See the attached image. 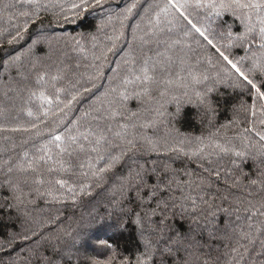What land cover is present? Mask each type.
<instances>
[{
	"label": "trees",
	"instance_id": "1",
	"mask_svg": "<svg viewBox=\"0 0 264 264\" xmlns=\"http://www.w3.org/2000/svg\"><path fill=\"white\" fill-rule=\"evenodd\" d=\"M20 1L0 0V206L51 240L0 220V264H264V0ZM35 176L61 225L23 207Z\"/></svg>",
	"mask_w": 264,
	"mask_h": 264
},
{
	"label": "rangeland",
	"instance_id": "2",
	"mask_svg": "<svg viewBox=\"0 0 264 264\" xmlns=\"http://www.w3.org/2000/svg\"><path fill=\"white\" fill-rule=\"evenodd\" d=\"M18 2H20V3H22L20 0H11V3H13V5H16ZM54 2L55 1H51L50 3H52V4H54ZM220 2H221V0H220ZM39 3V5L41 6V7H47L46 5H45V3L44 2H38ZM220 4V3H219ZM8 5V4H7ZM12 5V6H13ZM55 5H57V4H55ZM38 6V5H37ZM14 7V6H13ZM16 8V7H15ZM235 11H237V10H235ZM52 33H57V32H55V31H53ZM48 37L51 39V40H49V41H56V42H58V41H60V38H57L56 39V35L55 34H51V35H48ZM48 38V39H49ZM36 43V42H35ZM35 43H33V45H35ZM52 45V44H51ZM50 50H52V49H50ZM21 56H24V54H21ZM26 56V55H25ZM12 67V70H17L16 69V67H14V64L12 65V66H10V68ZM17 72V71H16ZM17 76L18 77H16V79H15V81H20V75L17 73ZM25 79H26V77H25ZM24 79V77L22 76V74H21V80H25ZM34 79H39L38 77L37 78H34ZM236 86H237V84H236ZM6 88V90H8V87H6V85H4L3 87H2V89H1V87H0V95H1V93H4V89ZM22 90V89H21ZM21 92V91H20ZM14 96V98H13V101L12 102H9L8 101V103H9V105L8 106H10L9 108L7 107V109L8 110H10V111H15L16 112V114H17V112H19V111H24V109H22L20 106H16V105H14V103L15 102H19L21 99H22V97L21 98H18L17 99V97L19 96V93H17V95H16V93L15 94H13ZM32 96H29V95H27L26 97H25V100H24V103L26 104L27 102H30V101H32V98H31ZM6 124H10V123H6ZM8 127H6L5 129L7 130L9 127H11L12 125H7ZM15 126V125H14ZM0 128H1V126H0ZM11 128H16V127H11ZM10 128V129H11ZM1 133H5V132H3V131H0V141H2V140H4V138L6 137V136H3ZM37 135H35V137H36ZM32 137L33 136H29V137H26V138H24L23 139V141H24V143H26V142H28V141H30L31 139H32ZM8 139V137L5 139V140H7ZM18 143H19V140H18V138H16L15 139ZM4 146H5V150H6V152H10V151H13L14 149H16L15 148V146H14V144H10V143H5V141H4ZM139 153V152H138ZM1 154V153H0ZM15 157V156H14ZM20 164H17V165H14L13 166V171H14V175H12V177L14 178L13 180H14V184L16 185V184H25L26 183V181H25V179L24 178H27V177H24V175L25 174H28V173H24L23 171H22V167H20L19 166ZM0 169H1V165H0ZM203 171H205V170H203ZM16 172V173H15ZM41 173V172H47V171H45V169L44 170H35V173ZM1 175H2V173H0V177H1ZM51 175V174H50ZM39 179H35L36 178V176L34 177V179H32V180H30L29 181V183L32 185V186H34L35 188H27V189H24V193H23V195L25 196V197H28V195L31 197V199H28V200H25L22 204H23V207L24 208H26L27 210L29 209V210H31V209H38L37 211L40 213V214H42V215H47L48 213H50V209H57L58 211H59V214L56 216V217H52L51 218V221L48 223V224H52V223H57L58 222V224L57 225H61V223L63 222V221H61V220H59L60 219V217H61V210H62V208H60L59 207V205H56L57 203L58 204H62L63 202L62 201H64V200H62V198H64L65 196H64V194L63 193H60V194H54V195H51V196H47V193H46V189H44V188H42L43 190L42 191H39V190H36V188H37V182L39 181V180H41L42 182H44V180L41 178V177H39V176H37ZM135 179V182H134V184L135 185H137L138 186V189L139 190H142V188H144L143 186H142V179L140 178V177H135L134 178ZM28 181V180H27ZM53 181H55V178H53ZM5 185H7V183H5V182H2V183H0V189H2V188H4V186ZM98 187V186H97ZM171 188V187H170ZM41 189V188H40ZM43 195H46L49 199L48 200H46V199H44L43 198ZM200 198V197H199ZM41 200H44V202L45 203H47L48 201H49V204H47V206L48 207H43V208H39V207H37L36 205H37V203L39 202V201H41ZM200 202H198L196 205H194V207L195 206H197L198 204H199ZM11 206V208H13V212H14V215L12 216V217H9V216H6V211H4L3 212V207L2 206H0V211H2V213L0 214V220H2V221H4L5 223L7 222V223H13L14 221H15V219H18V220H21V223H22V227L24 228V227H26L25 229H23V228H21V232H24V230H26V231H28V230H31V228L34 230H36V231H32L33 233H38V237H40L41 238V240H43L41 243H40V241L38 242V246L40 247V245L41 244H45V242H47V244L49 245V243H50V240H51V238H48V236H47V230H45L44 228V226H46V222H44V223H41L40 225H38L37 224V228L35 227L36 226V221H34L32 218L31 219H26L24 222H23V215H25V212H23L24 210H18V209H16V207L17 206H22L21 204L20 205H10ZM31 209H30V208ZM41 207V206H40ZM9 210V209H8ZM39 210H41V211H39ZM173 210H174V208H173ZM113 212H114V210H112ZM129 211L128 210H122V211H120V212H117V214H120L121 213V215H120V218L122 217V215H123V217H122V219L127 215V213H128ZM175 214H176V212H174ZM49 215V214H48ZM23 217V218H22ZM174 217H175V215H174ZM20 218V219H19ZM170 218L172 219V217L170 216ZM37 220V219H36ZM66 221H67V219H66ZM39 222V221H38ZM191 224V223H190ZM75 227H77L78 229H80V227H81V225L80 224H78V226H73V228H75ZM190 230H191V233L194 235V234H197V235H200V231H197L195 228H192V227H190ZM60 231V230H59ZM205 231H207V229H204L203 230V232H205ZM28 232H30V231H28ZM202 232V233H203ZM208 232V231H207ZM32 234V233H31ZM58 239H59V237L58 236H56ZM39 238V239H40ZM208 238H209V240H212V239H218V236H216L215 234H213V233H211V232H208ZM11 240H14V239H11ZM70 240H71V238H70ZM40 243V244H39ZM61 243V242H60ZM64 244V243H63ZM168 244L169 245H173V247L175 248V246H177V244H176V241L175 240H169L168 241ZM53 247H54V245H53ZM53 247H51L50 249V251H52V252H56V251H53L52 249H53ZM40 248H42V247H40ZM43 248H45V247H43ZM61 249L58 247V252L60 251ZM162 253H164V254H167L168 253V251H166V250H162ZM234 264V263H233Z\"/></svg>",
	"mask_w": 264,
	"mask_h": 264
},
{
	"label": "snow or ice",
	"instance_id": "3",
	"mask_svg": "<svg viewBox=\"0 0 264 264\" xmlns=\"http://www.w3.org/2000/svg\"><path fill=\"white\" fill-rule=\"evenodd\" d=\"M99 2H100V0H97V3H99ZM85 3H87V0H81V5H82V4H85ZM81 5H73V7H80ZM131 10H132L131 8L128 9L129 12H130ZM225 59H227V57H225ZM233 67H235V65H233ZM245 79H247V78L245 77ZM56 139L59 140L60 137L57 136ZM101 171H104V170L102 169Z\"/></svg>",
	"mask_w": 264,
	"mask_h": 264
}]
</instances>
